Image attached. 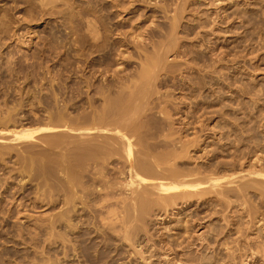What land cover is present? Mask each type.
I'll use <instances>...</instances> for the list:
<instances>
[{
  "label": "rangeland",
  "instance_id": "obj_1",
  "mask_svg": "<svg viewBox=\"0 0 264 264\" xmlns=\"http://www.w3.org/2000/svg\"><path fill=\"white\" fill-rule=\"evenodd\" d=\"M41 1L0 0L2 9H0V12L4 11V13H0L1 16L3 17L2 14L5 15L9 12L10 15L8 14L7 16L11 17L7 21L6 16L3 17L5 20L0 17V22H3L2 25H4V21H6L7 25L11 23V19L13 21L11 25L9 24L10 26L7 25L9 27L8 32V27L6 28L7 33L4 28L6 25L2 27L0 23V30L3 28L1 31L4 30L3 32H5H0V145L3 143L5 145V142L8 145L11 142L17 151L19 149L22 152H18V154L20 153L18 156L16 154L17 151L9 144L6 147L12 146L9 148L10 151L8 149V152L6 149L5 155L0 153V220L2 219L0 221V264H33V260L39 263L41 260L43 262L44 258L47 261L52 260L50 261L51 264H55V262H57L56 264H264V194L260 192V186L259 184L257 186V183L253 182L256 187L251 184V187L245 191H242L238 185L241 180L243 181L240 178L242 174L248 175H245L244 180L253 179L254 176L252 175L261 172V168H264V0H58L57 2L53 0L56 3L52 6L48 5L49 3L50 5L52 4V0L49 3L48 0H45L46 2L44 1V3H47L45 8L44 3L43 7L39 5L42 4ZM57 4L58 6H55ZM181 5L183 6L181 7ZM5 8L7 9L5 10ZM43 9L44 12L42 13L41 10ZM45 9L51 14L49 12L46 13ZM57 9L60 11L56 12L58 11ZM55 13L58 14L55 15ZM61 13H64V15L62 16ZM67 15L69 17H66ZM175 16L180 23L175 21L176 19L174 20ZM85 22L87 25H85ZM89 22L92 24L90 25ZM169 29L171 32L174 31L173 35L172 33L169 34ZM167 35L169 36L167 37ZM93 43L94 45L106 44V46L110 43L107 46V50L112 51L114 49L112 58L115 55L116 57L112 59L111 63L105 61L104 65L107 66L108 64L111 68L114 67L112 68L114 70L117 67V71L122 76L124 74L125 76L126 74L129 75V73L131 74L136 69H139L141 63L145 60L144 55H153L156 46L159 47L161 45L158 52L162 53V51L164 52L163 49H165V53L162 54L164 59L167 60L165 61L166 66L170 71L168 69L160 71L159 79L162 76H166V79L163 80L162 84H159L160 86L157 85L155 89L159 88L158 91L162 93V99H175L176 101H174L177 104H175L174 108L178 105V110L175 108L176 113L174 109L167 108L170 112H174L172 117H170L172 119H167L168 123H170V120H175L174 117L176 118L173 125L177 129L175 130V135L173 134L170 138L175 137V140L177 138L179 140H185V138L187 140L198 139L193 142V145L191 144L192 146L188 147L190 150L187 149V157V151L184 152V160L182 158L180 159L181 161L176 159L178 160L176 161L177 164L181 166V163L185 161L186 167L198 168L201 166V169L205 168L204 165H209V167L213 166V168L216 167L218 170L220 168L219 173H217L218 176H221V173L224 175L228 173L239 177L235 183L229 184V189L227 187L228 184H223L225 187L223 185L220 187L221 189L226 188L229 192L226 189L223 191V189L222 194L211 192V194L207 193L209 196L207 194L206 196L195 195L194 197L192 196L193 198L190 197L192 202L187 203L183 200H178L181 202L173 203L174 206L172 208L170 206L167 207V211L160 205H154L152 207L153 210H151L152 213L148 214L150 217L147 215L146 219L148 221L144 220L147 223L146 227H143L144 222L143 224H141L142 222L139 223L140 220L139 222L136 221L137 223L135 222L136 224L139 223L137 228L141 224L143 229L140 227L138 232L133 228L134 231L132 230L131 232V238L132 240L134 239L133 245L131 239H126L127 241L124 239L125 233L124 227L122 226L121 228V218H118L120 221L116 219L121 224H117V221L112 220V218L110 221L108 219L109 217H114L113 219L122 217L121 214L124 212L120 210H122L121 206L124 203H118L129 192L122 190L124 194L119 191L120 193L118 192L115 195L117 197V199L115 198L116 200L112 199L114 196L108 197L112 199L111 201L109 200V204L119 201L116 202L117 207L116 204L115 206L111 205L112 207L114 206V208H111L115 212V216H113L114 212H111V208L109 210L105 206L108 202H103L102 204L109 211L107 208L103 209L101 207L102 204L99 203V200L100 202L102 201L99 198L100 196L97 197L98 199L95 198L97 201L91 199V197L95 196V194H92L89 198L90 200L88 199V205L93 208H90V206L87 208L91 210H82V204L78 202L75 206L76 212L71 210V214L68 213L69 219L67 217V220L74 223L71 224L69 221H64L63 219L65 218L62 216L64 223L60 221L62 223V226H60L58 221L56 224L59 225L57 226L55 222L53 223L54 217L58 213V216H60L61 210V212L63 210L65 212L64 208H66L67 204L63 202V199L67 192H63L70 188V184L66 183V181L64 183L61 176L63 173L58 171V169L56 171L61 174L57 173L59 177L58 175L56 176L55 170H52L54 173H51V168L48 169L50 172L47 170L46 177H39V174L43 176L40 172L42 168L39 166L41 170L40 168V171L37 169L39 162L33 161L37 166L36 168L30 159L28 161L31 163L27 162L28 158L24 160L26 166L22 159H25L24 157L30 154L26 149L27 146L30 152L32 149L35 150H33L34 152L32 151L34 153H31L32 156L43 157V161L40 158L42 164L45 163L43 165H47L46 163L48 162L49 167H52V164H54L52 160L59 158L61 155L58 150L59 147L58 149L55 147V149L52 148L50 150H48V147L42 148L46 144V141L45 143L42 141L44 140L43 136H45L42 134H38L35 137L38 142L37 139H33L32 143L31 140H29L30 142L27 140V142L25 141L27 143L25 146L22 141V145H19L21 143L18 142V144L15 143L20 147L14 145L12 138H10L11 133L9 131L19 132L27 129L29 132L34 129L37 130V127L41 128V125L43 127L45 125L44 122L48 121L49 117L53 116L52 114H55L53 111L57 108L59 101L62 104H59L58 107H61V105L65 106V114L67 116L68 114L72 117L75 114L79 116V114L83 113L81 112L83 106L80 105V102L84 100L90 91L84 88L85 82L83 79L89 75V69H87L89 67H86V64L88 59L93 56L96 57L101 52L97 50ZM167 44L173 50L171 47L166 46ZM171 70L175 71L172 72ZM107 77L110 80L112 78L111 75ZM81 79L83 81V83L81 82L82 84L79 82ZM97 81L100 82L99 79ZM97 81H95V85ZM76 87L81 88H77V91H74ZM82 89L87 94L83 93ZM79 90L80 95L77 94ZM74 94H77V99L79 98L77 100L78 103L76 102L77 104L74 100L72 101V98L75 99ZM58 96L59 98H56ZM81 96L84 98L81 99ZM85 100L82 105L86 107ZM66 101L68 102L66 103ZM72 102H74V107L76 106L75 109L71 106ZM78 105L81 106V110L78 109ZM85 107L83 108L85 109ZM203 108H207L206 111ZM67 109H69L68 114ZM76 109L81 113L79 111L77 113ZM8 111L11 115L8 114ZM48 114L51 116L48 117ZM177 117L181 124L178 122ZM188 120L190 123H188ZM182 123L184 124L182 125ZM180 125L183 128L185 125L187 128L183 129ZM177 130L178 132H176ZM49 135L47 136L49 137ZM40 142L41 146L39 145ZM28 143L32 145H28ZM46 145L48 146V144ZM30 146L32 147L30 148ZM22 148H25V152ZM44 149L48 153H44L46 157L41 154L45 151ZM36 150L40 151V156L37 155ZM51 150L55 153H60V155H52ZM26 151H28V154L24 155ZM190 151L191 153H189ZM21 154L24 155L22 158L20 157ZM49 155L51 156L49 157ZM34 157H30L31 160H36ZM44 159L46 161L48 159L52 163H49V161L44 162ZM20 162L27 167L26 172L25 168L24 172L22 171L23 166H20L22 164ZM31 164H33V168ZM185 164L182 166L185 167ZM35 172L38 176H36ZM50 175H53L52 177L54 178H51ZM256 176L254 179L258 181L260 176L258 174ZM57 177L61 181L63 180L64 184L62 183V186L61 184L58 185L61 181L56 179ZM45 179L48 181H45ZM259 179L264 182V178L260 177ZM57 181L60 182L57 184ZM51 183H56L55 187ZM50 184L51 186H49ZM65 184L66 188L63 187ZM67 184L69 188H67ZM231 187H233L232 190ZM63 195H65L64 198ZM120 195L122 198H118ZM57 196L60 198H57ZM95 201H97L95 204H101V206H95L93 204ZM68 206L66 209L69 208ZM95 207L102 209L98 210ZM100 210H104V214ZM106 210L110 213H107ZM85 211L90 215H87ZM116 211L121 214L116 213ZM106 213H112L111 216L109 215L106 218L108 222L106 219L102 220L103 217H106L104 216L107 215ZM80 215L84 221H88L87 224L83 222V219L79 223L81 220ZM94 220L98 221V224L97 222L92 224ZM111 220L112 222L114 221L113 225ZM49 221L56 228L51 226L52 223ZM89 222L91 224H88ZM110 222L111 224L108 225ZM84 223L87 225H85L86 229L84 228ZM65 224H68L69 227L65 226ZM78 224L81 225H79L81 228L75 226ZM70 226L75 230L70 229ZM68 229L72 230L71 234ZM90 229L92 230L91 232ZM56 231L60 233L62 239L59 236V238H56L57 235H53L58 233ZM86 231L90 233L87 234ZM51 232L52 235H50ZM134 232L136 233L134 234ZM22 234L24 235L22 236ZM36 236L39 238L37 239V241L39 240L38 242L32 239ZM132 236L135 237L133 238ZM65 237L67 238L63 240ZM58 240L63 241L60 242ZM67 241L71 243L67 244ZM72 241L76 242L73 243ZM36 243L37 245H35ZM81 251L84 253L81 254ZM38 252L41 254H38ZM44 252L49 254L47 255ZM88 252L89 257H86ZM63 254L66 255L64 256ZM48 256H50L49 259H47ZM46 260H44V264H47ZM42 262L40 264H43Z\"/></svg>",
  "mask_w": 264,
  "mask_h": 264
},
{
  "label": "bare ground",
  "instance_id": "obj_2",
  "mask_svg": "<svg viewBox=\"0 0 264 264\" xmlns=\"http://www.w3.org/2000/svg\"><path fill=\"white\" fill-rule=\"evenodd\" d=\"M27 1V0H26ZM29 1V0H28ZM41 0H39L40 2ZM43 1V2H42ZM41 3L42 4H39L41 5V7H43V3L45 0H42ZM54 1H58V0H54ZM52 0V4L50 5L49 2H51V0H48V5L49 6H52L54 2ZM68 1V0H67ZM70 1V0H69ZM125 1V0H124ZM46 2V1H45ZM62 2V1H61ZM72 2V1H71ZM118 2V1H117ZM131 2V1H130ZM129 2V3H130ZM184 2V1H183ZM4 3V2H3ZM64 3V2H63ZM45 4V3H44ZM68 4V3H66ZM73 4V3H72ZM183 4V3H182ZM185 4V3H184ZM16 5V4H15ZM47 3L45 4L44 8L46 7ZM70 5V3H69ZM68 5V6H69ZM180 5V4H179ZM55 6H58L55 5ZM67 6V7H68ZM183 5H181L182 7ZM13 7V6H12ZM40 7V6H39ZM54 7V6H53ZM61 7H63L61 5ZM65 7V6H64ZM165 7V5H164ZM3 8V7H2ZM8 8V7H7ZM5 8V10L7 9ZM50 8V7H49ZM180 8V7H178ZM1 9V7H0ZM14 9V8H13ZM42 9V8H41ZM47 9V8H46ZM45 9V11H46ZM52 9V8H51ZM59 9V8H58ZM57 9V10H58ZM61 9V8H60ZM64 9V8H63ZM2 10V9H1ZM9 10V9H8ZM11 10V9H10ZM52 10H56V9H52ZM66 10V8H65ZM74 10V9H73ZM42 13L44 12V9L41 10ZM60 10L56 11V12H59ZM68 11V9H67ZM70 11V10H69ZM180 11V10H179ZM2 12V11H1ZM0 12V13H1ZM7 12V11H5ZM11 12V11H10ZM49 12V11H48ZM46 11V13H48ZM64 12V11H62ZM66 12V11H65ZM4 13V11L2 12ZM40 13V12H39ZM50 13V12H49ZM181 13V12H179ZM8 14L10 15V13L8 12ZM8 14H2L3 17L7 18L6 21L9 18V16H7ZM51 14V13H50ZM58 14V13H55V15ZM60 14V13H59ZM62 16L64 15V13H61ZM27 15V14H26ZM31 15V14H30ZM43 15V14H42ZM66 15V14H65ZM34 16V15H33ZM32 16V17H33ZM41 16V15H40ZM74 16V15H73ZM177 16V14H176ZM174 17V20L175 21H179L177 19V17ZM180 16V15H179ZM0 17L1 14H0ZM5 20V18H3ZM30 17V16H29ZM66 17H69L68 15ZM40 18V17H39ZM63 18V17H61ZM73 18V17H72ZM24 19H25V16H24ZM31 19V18H30ZM37 19V18H35ZM34 19V20H35ZM87 19V18H86ZM173 19V18H172ZM181 19V18H180ZM3 20V21H4ZM66 20V19H65ZM92 20V19H91ZM1 21V19H0ZM6 21H4V25H6ZM11 23L13 22L12 19L10 20ZM33 21V20H31ZM9 22V21H8ZM35 22V21H34ZM73 22V21H72ZM88 22V21H87ZM1 25L3 24V22H0ZM11 23H9L11 25ZM173 23V22H172ZM171 23V24H172ZM180 23V21H179ZM7 24V25H9ZM90 24V22H89ZM92 24V23H91ZM90 24V25H91ZM2 25V27L4 26ZM6 25L5 28V32H6V28L8 27ZM9 25V26H10ZM71 25V23H70ZM85 25H87V23L85 22ZM89 25V27H90ZM166 25V24H164ZM174 25V24H173ZM179 25V24H178ZM13 26V25H12ZM77 26V25H76ZM170 26V25H169ZM172 26V25H171ZM71 27V26H70ZM74 27V26H73ZM168 27V26H167ZM173 27H176V26H173ZM1 28V26H0ZM75 28V27H74ZM94 28V26H93ZM3 29V28H2ZM1 29V30H2ZM8 29L9 27L7 28V32H8ZM92 29V28H91ZM90 29V30H91ZM96 29V28H95ZM161 29V28H160ZM167 29V28H166ZM173 29V28H171ZM175 29V28H174ZM192 29V28H191ZM0 32L2 33L3 31ZM11 30V29H10ZM9 30V31H10ZM162 30V29H161ZM170 30V29H169ZM164 31V30H163ZM162 31V32H163ZM167 31V30H166ZM173 31V30H172ZM3 32V33H5ZM6 32V33H7ZM13 32V31H12ZM71 32H72V29H71ZM76 32V31H75ZM154 32V31H153ZM165 32V31H164ZM168 32V31H167ZM174 32V31H173ZM173 32H171L170 30V33H172L173 35ZM73 33V32H72ZM148 33V32H147ZM158 33V32H157ZM156 33V34H157ZM176 33V31H175ZM74 34V33H73ZM153 34V33H151ZM150 34V35H151ZM163 34V33H162ZM165 34V33H164ZM9 35V33H8ZM141 35V34H139ZM171 35V36H172ZM153 36V35H152ZM169 35H167L168 37ZM177 36V34H176ZM77 37V36H76ZM161 37V36H160ZM165 37V35H164ZM110 38V37H109ZM141 38V37H140ZM151 38V37H150ZM173 38V36H172ZM176 39V37H174ZM1 39V38H0ZM73 39V38H72ZM107 39V38H106ZM139 39V38H138ZM159 39V38H158ZM161 39V38H160ZM164 39V38H163ZM167 39V38H166ZM4 40V39H3ZM141 40V39H140ZM157 40V39H156ZM162 40V39H161ZM77 41V40H76ZM81 41V40H80ZM84 41V40H83ZM108 41V40H107ZM154 41V40H153ZM164 41V40H163ZM162 41V42H163ZM78 42V41H77ZM87 42V41H86ZM93 42V41H92ZM114 42V41H113ZM135 42V41H134ZM158 42V40H157ZM167 42V41H166ZM174 42V41H173ZM4 43V42H3ZM80 43V42H79ZM78 43V44H79ZM82 43V41H81ZM136 43V42H135ZM141 43V42H140ZM139 43V44H140ZM176 43V42H175ZM54 44V43H53ZM75 44V43H74ZM77 44V43H76ZM110 44V43H108ZM107 44V46H108ZM154 44V42H153ZM152 44V45H153ZM163 44V43H162ZM171 44V43H170ZM94 45V43H93ZM136 45V44H135ZM146 45V44H144ZM157 45V44H156ZM160 45V44H159ZM169 44H167L166 46H168ZM178 45V44H176ZM76 46V45H75ZM90 46V45H89ZM96 46L97 50L101 51L100 54H97V56H93L91 57L90 59H88L87 61V64H86V67H89L87 69L88 72H89V75L86 76V78L83 79V81L85 82V90L86 89H89V93L87 94L86 92H84L85 90H83V93H86L87 96L85 97H82L81 99L84 98L85 100V105H82V102L81 101L80 105L85 107V109L82 107V111L83 113H81L79 110H77V113H81V115L79 114V116H77V114H75V116L73 115L72 116H69L68 114V110L67 109V114L68 116L65 114V106H62L61 107H58L59 104H62V102L59 101V99H57L59 101V104L57 105V103L54 101V103L57 105V108L55 109V111H53L55 114H52L53 116L52 117H49L51 116L50 114H48V117H49V120L44 122V126L42 127L41 125V128L37 127V130L34 129L32 131H27V129H23L22 131H19V132H11V137L12 138V141H13V144L16 145L18 143H21V141L23 142L24 146L25 144L27 145V143H25V141L27 142V140H31V143L33 141V139H37L35 138L38 134H42V135H45L43 136L44 137V140H41L46 141V144H48V146L45 144V146L42 148H45V147H48V150L54 148L55 147L58 149L59 147V152L61 153H58V152H52V155L55 154L57 156V154L60 155V157L56 158L55 160L53 159L52 162L54 161V164H52L51 166L52 167H49L50 165L48 164L47 161H49L47 159H44L45 161L44 162H47L46 164L47 165H43L45 163L42 164V161H43V157H40L42 158V161H40V158L38 157H34V155L32 156V154H34L33 152L35 151L34 149L31 150L30 152V149L27 148L26 146V149L29 151V155H26L28 154V151H26V153L24 155H26L24 158L25 159H22L20 160L24 155L21 154V158L18 157V159L20 161H22L24 164L26 163L24 160L27 159V162L31 163V162H36L38 163V168L36 166V164L33 162L34 167H36L38 170L40 168V172L42 173L41 175L43 176H40L39 174V177H46V173L48 169L51 168V173H54L52 172V170H57L62 172L63 175H61L58 171H56V176L58 175L59 177V174L63 177V180H64V183L66 181V183L70 184V188L68 187V184H67V188H69L68 190H64L65 192L63 193H66V196L63 195V198L65 196V198L63 199V202H65L67 205H69L68 209L67 208V205H66V208L65 209V212L63 210V212L60 211V216L59 213L57 215H55L54 217V221L53 223L55 222V225H57L56 223H60V221H69L70 220H67V217L69 219V214L71 212V210H73V212L76 210L75 209V206L77 205L78 202H80L82 204V210H86L89 206L90 208H93L91 207V205H88V201L90 200V196L92 194H95L94 197H91V199H95L97 197L101 198V202L99 200V203H105V202H108L107 206L110 210V208L112 207L111 205H114L116 204V207H117V203L116 202H119V201H116L115 203L113 204H109V200L111 201L113 198V200H116L117 197H115V195L118 194L119 191H122V190H126L127 192L129 193H126V196H118V198H122L120 200V202L118 204H123V206H121V209L120 211H123L124 213L121 214L119 211L116 213H120L122 215V217H117L115 219H113L114 217H109V215L111 216V214H107V213H110L108 212V208L106 210V214L108 215H104L106 217H103V219H106L107 217H109V221L110 219L112 218V220H116L118 219L122 225H121V228L122 226L124 227L123 230H124V239L125 241H127L126 239H131V232L133 230V228H135V230H137L139 232V229L141 227V224H143L144 222V225L143 227H146L145 225L147 224L144 220H147L146 218L152 213L151 210L152 207L155 205H160L161 207H163V209L165 208V211H167V207L170 206V208H172L173 203H177L178 200H183L185 201L186 203L187 202H192V198L196 195V196H203L207 193H210L211 192H217V193H223L222 190L224 188H220L222 187L223 184H228L227 187L229 186V184H233L236 182V179L239 178L237 175H233V174H228L227 171H225L227 173V175H224L223 173H221L222 175L221 176H218L217 173H219L220 171V168L219 170L215 167L213 168V166L209 167V165L205 166V168L201 169V166H199L198 168L197 167H186V162H182L181 164L184 165L185 164V167L184 166H180L179 164H177L176 159H183V156H184V152L187 151V149H189L188 147L189 146H192L193 145V142L195 140H198L196 138H193L192 140H187L185 138V140H179V138H177L175 140V137H172L170 138L171 136H173V134L175 135V130L177 128L174 127V121L176 120V118L174 117L175 120H170V123H168V120L170 117H172V112H170V110L167 108L170 107V109H174L175 111V108L177 109L178 105L174 108L175 104H177V102L175 103L174 100H172L171 98L170 99H162V93L158 91V89H155V87H157V85L159 84H162L166 78V76H162L160 79H159V76H160V71L162 70H166L168 69L167 66H166V62L167 60L164 59L163 57V54L162 53H165V49H162L164 50V52L162 51L161 52H158L159 49H160V46L155 48V53L152 55V56H148V55H144L145 56V60L141 63V66L139 69H136V71H134L133 73H129V75L125 74L122 76L119 74V71H117V67L116 69H112L114 67H110V65L105 64V61L107 63H111L112 59V51H114V49L112 51H110L109 49L107 50V46L106 44H97V45H94ZM110 46V45H109ZM113 46V45H112ZM143 46V45H142ZM148 46V45H147ZM175 46V45H174ZM88 47V46H87ZM106 47V49H105ZM136 47V46H135ZM134 47V48H135ZM154 47V46H153ZM168 47H171V46H168ZM176 47V46H175ZM73 48V47H72ZM75 48V47H74ZM89 48V47H88ZM108 48H112V47H108ZM138 48V47H137ZM141 48V47H140ZM147 49V48H146ZM152 49V48H151ZM172 49V47H171ZM70 50V49H69ZM76 50V49H75ZM86 50V49H85ZM141 50V49H140ZM173 50V49H172ZM171 50V51H172ZM138 51V50H137ZM170 51V50H169ZM185 51V50H184ZM144 53V51H142ZM167 52V51H166ZM196 52V51H195ZM59 53V52H58ZM77 53V52H76ZM117 53V52H116ZM81 54V53H80ZM96 54V53H95ZM198 54V53H197ZM165 55V54H164ZM167 55V54H166ZM188 55V54H187ZM80 56V55H79ZM81 57V56H80ZM186 57V56H185ZM86 59V60H87ZM85 60V61H86ZM120 62V61H119ZM141 62V61H140ZM189 62V61H188ZM187 62V63H188ZM175 64V63H174ZM190 64V63H189ZM187 64V65H189ZM170 65V64H169ZM193 65V64H191ZM195 65V64H194ZM179 66V65H178ZM198 66V65H197ZM202 66V65H201ZM213 66V65H212ZM73 67V66H72ZM85 67V65H84ZM171 67V66H170ZM190 67V66H189ZM172 68V67H171ZM170 68V69H171ZM78 69V68H77ZM86 69V68H85ZM132 69V68H131ZM174 69V68H173ZM195 69V68H194ZM128 70V69H127ZM177 70V69H176ZM85 71V70H84ZM168 71H170L168 69ZM172 72L175 71V70H171ZM128 72V71H127ZM87 73V72H85ZM84 73V74H85ZM124 73V72H123ZM177 73V72H176ZM82 74V73H81ZM83 74V75H84ZM88 74V73H87ZM172 74V73H171ZM170 74V76H171ZM110 76L111 75V80L108 79L107 76ZM186 75V74H185ZM80 76V74H79ZM85 76V75H84ZM46 77V76H45ZM83 77V76H82ZM173 77V76H172ZM81 78V77H80ZM168 78V77H167ZM99 79L100 82H98L97 80ZM135 79V80H134ZM55 80V79H54ZM79 80V79H78ZM82 79L79 81L80 83L82 82ZM95 81H97L96 85H95ZM77 82V83H79ZM183 82V81H182ZM81 83V84H82ZM99 83V84H98ZM80 85V84H79ZM78 85V86H79ZM80 86H83V85H80ZM160 86V85H159ZM23 87V86H22ZM170 87V86H169ZM77 88L76 87L74 91H77ZM81 87H79L78 89H80ZM74 89V88H72ZM71 89V90H72ZM62 90V89H61ZM66 90V89H65ZM22 91V90H21ZM41 91V90H40ZM73 91V90H72ZM162 91V90H161ZM62 92V91H61ZM60 92V93H61ZM64 92V91H63ZM82 92V91H81ZM91 92H93V94H91ZM75 93V92H74ZM80 93V90L77 94ZM77 94L75 95V99L72 98V101L74 100V102L76 103L77 100ZM82 94V93H81ZM56 95V93H55ZM59 95V94H58ZM80 95V94H79ZM84 95V94H83ZM166 95V94H165ZM168 95V94H167ZM37 96V95H36ZM71 96V95H70ZM85 96V95H84ZM55 97V96H54ZM79 97V96H78ZM56 98H59L56 97ZM167 98V97H166ZM2 99V98H1ZM70 99V98H69ZM80 99V100H81ZM39 100V99H38ZM66 100V99H65ZM68 101H66L67 103ZM70 102V101H69ZM74 102H72V105L74 107ZM183 102V101H181ZM78 103V102H77ZM76 103V104H77ZM40 105V104H39ZM64 105V104H63ZM68 105V104H67ZM70 105V104H69ZM55 105L53 104V107ZM71 106H68V107H71ZM79 106V105H78ZM78 107V109H80V107ZM50 107V106H49ZM72 107V108H73ZM76 107V106H75ZM74 107V109H75ZM194 107V106H193ZM55 108V107H54ZM51 109L53 110V108L51 107ZM71 109V108H70ZM84 109V110H83ZM199 109V108H198ZM205 109V108H203ZM207 109V108H206ZM205 109V111H206ZM15 110V109H14ZM75 110V111H76ZM81 110V109H80ZM178 110V109H177ZM182 110V109H181ZM79 111V112H78ZM173 111V110H171ZM13 112V111H12ZM49 112V110H48ZM47 112V113H48ZM50 113V112H49ZM176 113V111H175ZM196 113V112H195ZM8 114H10V112L8 111ZM7 114V115H8ZM13 114V113H12ZM197 114V113H196ZM5 115V114H4ZM11 115V114H10ZM71 115V114H70ZM193 115V114H192ZM204 116V115H203ZM1 117V116H0ZM10 117V116H8ZM192 117V116H191ZM196 117V116H195ZM19 118V117H18ZM10 119V118H9ZM12 119V117H11ZM168 119V120H167ZM172 119V118H170ZM178 119V122L180 123L179 121V118L177 117ZM16 120V119H15ZM19 120V119H18ZM38 120V119H37ZM181 120V119H180ZM197 120V119H196ZM203 120V119H202ZM3 122V120H1ZM12 121V120H10ZM43 121V120H42ZM182 121V120H181ZM189 121V120H188ZM187 121V122H188ZM9 123V121H7ZM173 122V123H171ZM185 122V121H183ZM186 122V123H187ZM194 122V121H193ZM200 122V120H199ZM202 122V121H201ZM6 123V121H5ZM14 123V122H13ZM190 123V121L188 122ZM181 124V123H180ZM184 123H182L183 125ZM180 125V126H182ZM195 125V124H194ZM199 125V124H198ZM177 126V125H176ZM23 127V126H22ZM201 127V126H200ZM39 128V129H38ZM181 128V127H180ZM183 128V126H182ZM187 127H185L184 125V128L185 129ZM204 128V127H203ZM208 128V127H207ZM16 129V128H15ZM182 129V131H183ZM197 129V127H196ZM206 129V128H205ZM9 130V129H8ZM27 132H26V131ZM181 130V129H179ZM194 131V130H193ZM201 131V129H200ZM209 131V130H208ZM8 132V133H9ZM31 132V133H30ZM178 132V130L176 131ZM196 132V131H195ZM203 132V131H202ZM49 137L47 136L48 134ZM180 134H182L180 132ZM10 135V134H9ZM179 135V134H177ZM176 135V136H177ZM183 135V134H182ZM40 136V135H39ZM38 136V138H39ZM197 136V135H196ZM9 137V136H8ZM195 137V136H194ZM1 138V137H0ZM9 138V139H10ZM46 138H48L46 140ZM181 138V136H180ZM198 138V137H197ZM184 139V138H183ZM152 140V141H151ZM1 141V140H0ZM4 141V140H3ZM10 141V140H9ZM8 141V142H9ZM177 141V142H176ZM200 141V140H199ZM197 141V142H199ZM18 142V143H17ZM30 142V141H29ZM37 142H38V139H37ZM196 142V141H195ZM233 142V141H232ZM3 143V142H2ZM16 143V144H15ZM1 144V142H0ZM10 145L11 142H9ZM8 144V145H9ZM36 144V143H35ZM38 144V143H37ZM192 144V145H191ZM198 144V143H197ZM7 145V142H5V145L4 143L1 146V151L0 153L5 155V151L7 149L12 147V146H9V147H6L8 146ZM19 145H22L19 144ZM17 146V147H20V146ZM28 145H32L30 143H28ZM41 146V142L39 144ZM44 145V144H42ZM52 145V146H51ZM194 145H196L194 143ZM4 146V148H3ZM15 146V147H16ZM22 146V147H24ZM50 146V148H49ZM54 146V147H53ZM223 146V145H222ZM225 146V145H224ZM32 146H30L31 148ZM3 148V149H2ZM14 148V146H13ZM12 148V149H13ZM223 148V147H221ZM5 149V150H4ZM23 151L25 150V148H22ZM20 149V150H22ZM56 149V150H57ZM215 149V148H214ZM225 149V148H224ZM15 151L16 148H14ZM34 150V151H33ZM45 151H43L41 154H44L46 152L47 153V150L44 149ZM57 150V151H58ZM190 150V149H189ZM6 151V152H7ZM10 151V149H9ZM8 151V152H9ZM13 151V150H12ZM33 151V152H32ZM192 151V150H191ZM191 151L189 153H191ZM214 151V150H213ZM18 152L22 153L21 151H17V155L19 156ZM25 152V151H24ZM36 152L38 153L37 155H39V152L40 151H37ZM35 152V154H36ZM50 152V151H49ZM216 152V151H215ZM32 153V154H31ZM187 155L186 157L188 156V151L186 152ZM219 153V152H218ZM12 154V153H11ZM46 154H44L46 157ZM51 154V153H50ZM8 155V154H7ZM16 155V156H17ZM27 156H30L31 158L34 157L36 158V160H31L30 157H27ZM51 155H49L50 157ZM190 156V155H189ZM2 157V156H1ZM218 157V156H216ZM191 158V157H190ZM195 158V157H194ZM235 158V157H234ZM30 159V161H28ZM39 159V160H38ZM52 159V157H51ZM17 160V159H16ZM38 160V161H37ZM192 160H193V157H192ZM235 160V159H234ZM181 161V160H180ZM179 161V162H180ZM236 161V160H235ZM8 162V161H7ZM20 162V163H22ZM49 161V163H52ZM219 162V161H217ZM23 163L20 164V166H23ZM28 163V164H29ZM42 165H41V164ZM184 163V164H183ZM188 163V162H187ZM27 164V166H28ZM33 164L32 165V168H33ZM220 164V163H219ZM236 164V163H235ZM16 165V164H14ZM31 165H29V167H31ZM217 165V164H216ZM215 165V166H216ZM17 166V165H16ZM18 166V167H20ZM26 166V164H25ZM23 166L22 168V171L24 170L25 168V172L27 170V167ZM40 166V167H39ZM219 166V165H218ZM217 166V167H218ZM49 167V168H48ZM203 167V166H202ZM232 167V166H231ZM21 168V167H20ZM35 168V170H36ZM227 168V167H226ZM15 170V168H14ZM37 170V172H38ZM19 171V170H18ZM21 171V170H20ZM49 171V170H48ZM257 171V170H256ZM12 173V171H10ZM24 172V171H23ZM38 172V173H40ZM50 172V171H49ZM251 172V171H250ZM255 172V171H253ZM15 173V172H14ZM20 173V172H19ZM22 173V172H21ZM59 173V174H57ZM256 173V172H255ZM3 174V173H2ZM28 174V173H27ZM34 174V173H33ZM36 174V172H35ZM34 174V175H35ZM248 174V173H247ZM254 174V173H253ZM259 175L261 178H264V168H261V172H257L256 174L252 175L255 176L256 175ZM5 175V174H4ZM11 175V174H10ZM20 175V174H19ZM30 175V174H29ZM33 175V176H34ZM220 175V174H219ZM246 175V174H245ZM245 175L242 174L240 178L243 179V181L241 180V183H238L239 185V188L242 190V191H245L247 190L249 187H251V184H253V182L258 186L259 184V189L260 192L262 194H264V182L261 181L259 178H258V181L257 179H248V180H244L245 178ZM251 175V174H250ZM249 175V176H250ZM9 177V175H7ZM24 176V175H23ZM31 176V175H30ZM32 176V177H33ZM36 176H38L36 174ZM53 176V175H52ZM50 175L51 178H54ZM60 176V178H61ZM248 176V175H246ZM58 177L56 179H58ZM48 178V176H47ZM59 178V179H60ZM252 178V177H251ZM257 178V176H256ZM29 179V177H28ZM37 179V178H36ZM55 179V180H56ZM58 179V180H59ZM62 179V178H61ZM60 179V181H61ZM31 180V178L29 179ZM40 180V179H39ZM43 180V179H42ZM47 179H45L46 181ZM53 180V179H52ZM62 180V181H63ZM41 181V180H40ZM44 181V182H45ZM48 181V180H47ZM60 181H57V184L58 182ZM61 181V183H59L58 185L61 184V186L64 184L63 182ZM251 183H249V182ZM1 182V181H0ZM22 182V181H21ZM55 182V181H54ZM248 182V183H247ZM5 183V182H4ZM63 183V184H62ZM6 184V183H5ZM53 186L56 184H53L51 183ZM51 184L49 186H51ZM255 184H253L254 187ZM39 185V183H38ZM57 185V186H58ZM56 186V187H57ZM60 186V187H61ZM66 184L63 186L65 187ZM224 186V185H223ZM10 187V186H9ZM21 187V186H20ZM42 187V186H41ZM55 187V186H54ZM53 187V188H54ZM59 187V186H58ZM100 187V188H99ZM225 187V186H224ZM236 187V186H235ZM44 188V187H43ZM42 188V189H43ZM46 188V187H45ZM66 188V187H65ZM64 188V189H65ZM233 187H231V190H232ZM237 188V187H236ZM253 188V187H252ZM18 189V188H17ZM52 189V188H51ZM60 189V188H59ZM221 189V190H220ZM226 189V188H225ZM225 189L223 191H225ZM229 189V187H228ZM239 189V190H240ZM54 190V189H53ZM56 190V189H55ZM62 190V189H61ZM227 190V189H226ZM42 191V190H40ZM229 192V190H227ZM123 192V191H122ZM121 192V194H122ZM48 193V192H47ZM51 193V192H50ZM54 193V192H53ZM62 193V192H61ZM120 193V192H119ZM124 193V192H123ZM45 194V193H43ZM125 194V193H124ZM242 194V193H241ZM244 194V193H243ZM54 195V194H53ZM58 195V194H57ZM208 195V194H207ZM226 195V194H225ZM231 195V194H230ZM45 196V195H44ZM114 196V197H112ZM193 196V197H192ZM209 196V195H208ZM262 196V195H261ZM264 196V195H263ZM262 196V197H263ZM59 196H57L58 198ZM108 197H112L111 198H108ZM190 197H192L190 199ZM224 197V195H223ZM53 198V197H52ZM56 198V197H55ZM60 198V197H59ZM116 198V199H115ZM196 198V197H195ZM204 198V197H203ZM222 198V197H221ZM89 199V200H88ZM98 199V198H97ZM95 199V200H97ZM199 199V198H198ZM201 199V197H200ZM53 200V199H52ZM66 200V201H64ZM119 200V199H118ZM220 200V199H219ZM264 200V199H263ZM98 201V200H97ZM97 201H95L93 204L97 203ZM181 202V201H178V203ZM262 202V201H261ZM91 203V204H92ZM112 203V202H111ZM259 203V202H258ZM263 203V202H262ZM101 204H95V206H101ZM261 204V203H260ZM93 206V205H92ZM114 206L112 208H114ZM80 207V206H79ZM103 209L105 207H103V204L101 206ZM120 207V205H119ZM9 208V207H8ZM97 208L98 210L99 209H102V208H99V207H95ZM94 208V209H95ZM105 208V209H106ZM111 208V212H114L112 211L113 209ZM155 208V207H154ZM174 208V207H173ZM118 209V208H116ZM67 210H69V212H67ZM87 210H91V209H87ZM93 210V209H92ZM98 210L95 209L96 212H98ZM104 210H100V212L103 213ZM18 212V211H17ZM76 212V211H75ZM79 212V211H77ZM83 212V211H82ZM87 213V211H85ZM84 212V213H85ZM90 212V211H88ZM94 212V211H93ZM99 212V213H100ZM21 213V212H20ZM80 213V212H79ZM102 213H100L102 215ZM11 214V213H10ZM63 214V215H61ZM67 216H65V215ZM71 214V213H70ZM73 214V213H72ZM75 214V213H74ZM89 213H87L88 215ZM96 215V213H94ZM104 214V213H103ZM119 214V215H120ZM149 214V215H148ZM78 215V214H77ZM82 215V214H81ZM81 215H80V218H81ZM85 215V214H83ZM86 215V216H87ZM90 215V214H89ZM99 215V214H98ZM117 215V214H116ZM148 215V216H147ZM7 216V215H6ZM62 216H64L62 220ZM74 216V215H72ZM76 216V214H75ZM79 216V215H78ZM115 216V212H114V215ZM16 217V216H15ZM18 217V216H17ZM93 217V216H92ZM150 217V216H149ZM72 218V217H71ZM77 219V218H75ZM79 219V218H78ZM83 217L81 218V220L79 221V223L82 221ZM96 219V218H95ZM108 219L107 222H108ZM2 220V219H1ZM0 220V221H1ZM52 220V219H51ZM73 220H74V217H73ZM93 220V219H92ZM111 220V222H112ZM117 221V224H121V223H118L119 221ZM140 220V222H139ZM142 220V221H141ZM63 221V223H64ZM105 221V220H104ZM138 221L140 224V227L137 228L138 224H136ZM148 221V220H147ZM44 222V221H43ZM51 222V221H49ZM66 222V223H67ZM83 222H85L87 224L88 221H84L83 219ZM95 222H97L98 224V221H92V224H96ZM106 222V221H105ZM106 222V223H107ZM111 222L108 224L110 225ZM136 222V223H135ZM52 223V222H51ZM50 223V224H51ZM52 223L51 226H54V224ZM71 224L74 223V222H70ZM78 223V222H77ZM84 223V228L86 229L85 227V224ZM100 223V222H99ZM114 221L112 222V225H113ZM199 223V222H198ZM46 224V223H45ZM62 223H60V226ZM70 224V225H71ZM76 224V222H75ZM88 224H91L90 222ZM2 225V224H1ZM42 225V223H41ZM59 225V224H58ZM57 225V226H58ZM80 224L78 225H75V226H78L77 228H79ZM111 225V226H112ZM64 226V225H63ZM65 226H68V224ZM72 226V225H71ZM70 226V229H74ZM74 226V227H75ZM87 226V225H86ZM93 226V225H91ZM103 226V225H102ZM110 226V227H111ZM120 226V225H119ZM55 227V226H54ZM52 227V228H54ZM69 227V226H68ZM89 227V225H88ZM143 227H141L143 229ZM56 228V227H55ZM60 228V227H59ZM81 228V227H80ZM97 228V227H95ZM100 228V227H99ZM104 228V227H103ZM113 228V226H112ZM116 228V226H115ZM18 229H19V226H18ZM27 229V227H26ZM37 230V228H35ZM51 229V228H50ZM70 229H68L69 233L72 231H70ZM106 229V228H105ZM54 230V229H53ZM59 230V229H58ZM67 230V229H66ZM75 230V229H74ZM81 230V229H80ZM84 230V229H83ZM88 230V228H87ZM99 230V229H97ZM111 231V229H109ZM116 230V229H114ZM260 230V228H259ZM7 231V230H6ZM23 231V230H22ZM26 231V230H25ZM33 231V230H32ZM39 231V230H38ZM50 231V230H49ZM55 231V230H54ZM79 231V230H78ZM77 231V232H78ZM92 230L90 229V232ZM107 231V229H106ZM105 231V232H106ZM134 231V230H133ZM18 232V230H17ZM58 232V231H56ZM76 232V233H77ZM84 232V231H82ZM81 232V234H82ZM87 232V231H86ZM90 232H87L90 233ZM97 232V231H96ZM22 233V232H20ZM29 233V232H28ZM35 233V232H34ZM33 233V234H34ZM36 233H38L36 231ZM49 233V232H48ZM64 233V232H62ZM85 233V232H84ZM111 233V232H110ZM136 232H134L135 234ZM261 233V232H260ZM10 234V232H9ZM44 234V233H43ZM59 234V235H58ZM71 234V233H70ZM69 234V235H70ZM122 234V235H123ZM15 235H17L15 233ZM14 235V237H15ZM20 235V234H19ZM24 234H22L23 236ZM50 235H52V232L50 233ZM53 235H57L56 238H59L60 237V233L58 232L57 234L54 233ZM66 235V233H65ZM68 235V234H67ZM76 235V234H75ZM112 235V234H111ZM121 235V236H122ZM262 235V234H261ZM260 235V236H261ZM21 236V235H20ZM34 236V235H32ZM31 236V237H32ZM59 236V237H58ZM62 236V235H61ZM78 236V235H77ZM108 236V234H107ZM106 236V237H107ZM137 236V235H136ZM38 236L32 238L34 240L37 241V238ZM40 237V236H39ZM49 237V236H47ZM45 237V238H47ZM63 237V236H62ZM69 237V236H68ZM133 237V236H132ZM135 237V236H134ZM133 237V238H134ZM19 238V237H18ZM21 238V237H20ZM36 238V239H35ZM43 238V237H42ZM52 238V237H51ZM61 238V237H60ZM67 237L63 238L66 239ZM24 239V238H23ZM31 239V240H32ZM48 239V238H47ZM62 239V238H61ZM72 239V238H71ZM79 239V238H78ZM123 239V238H122ZM123 239V240H124ZM21 240V239H19ZM30 240V241H31ZM54 240V239H53ZM61 240V241H63ZM73 240V239H72ZM75 240V239H74ZM35 241V242H36ZM39 241V240H38ZM37 241V242H38ZM41 241V240H40ZM43 241V239H42ZM41 241V242H42ZM46 241V240H45ZM50 241V240H49ZM48 241V242H49ZM60 241V240H58ZM60 241V242H61ZM66 241V240H65ZM71 241V240H70ZM137 241V240H136ZM25 242V241H24ZM52 242V241H50ZM68 242V241H67ZM73 242V241H72ZM76 242V241H74ZM73 242V243H74ZM78 242V241H77ZM85 242V241H84ZM133 242H134V239L131 241L132 245H133ZM65 243V242H64ZM63 243V244H64ZM71 242H68L67 244H69ZM138 243V242H137ZM40 244V243H39ZM43 244V243H42ZM41 244V245H42ZM45 244V243H44ZM55 244V242H54ZM66 244V245H67ZM80 244V243H79ZM27 245V244H26ZM37 245V243L35 244ZM50 245V244H49ZM72 245V244H71ZM76 245V244H75ZM55 246V245H54ZM70 246V245H69ZM84 246V245H83ZM36 247V246H35ZM45 247V246H44ZM65 247V246H64ZM73 247V246H72ZM18 248V247H17ZM20 248V247H19ZM68 248V247H67ZM71 248V247H70ZM75 248V247H74ZM78 248V247H77ZM83 248V247H82ZM35 249V248H34ZM76 249V248H75ZM91 249V248H90ZM94 249V248H93ZM96 249V248H95ZM37 250V249H36ZM43 250V249H42ZM59 250V249H58ZM64 250V249H63ZM62 250V251H63ZM66 251V250H65ZM68 251V250H67ZM84 251V250H83ZM139 251V250H138ZM42 252V251H41ZM47 252V251H46ZM51 252V251H50ZM59 252V251H58ZM75 252V250H74ZM254 252V251H253ZM45 253V252H44ZM54 253V251H53ZM69 253V252H68ZM78 253V252H77ZM84 253V252H83ZM82 251H81V254H83ZM95 253V252H94ZM38 254H41L38 252ZM47 254V253H45ZM44 254V255H45ZM49 254V253H48ZM47 254V255H48ZM254 254V253H253ZM43 255V254H42ZM58 255V253H57ZM60 255V253H59ZM64 255V254H63ZM66 255V254H65ZM64 255V256H65ZM68 255V254H67ZM72 255H75V254H72ZM79 255V254H78ZM86 256V254H84ZM54 256V254H53ZM106 256V255H105ZM27 257V256H26ZM38 257V256H37ZM45 257V256H43ZM41 257V258H43ZM86 257H89V252H88V256ZM101 257V256H100ZM99 257V258H100ZM36 258V256H35ZM50 256L47 257V259H49ZM69 258V257H68ZM105 258V257H104ZM39 259V258H38ZM54 259V258H52ZM56 259V258H55ZM54 259V260H55ZM60 259V258H59ZM64 259V258H63ZM71 259V258H69ZM89 259V258H87ZM95 259V258H94ZM103 259V258H102ZM101 259V260H102ZM37 260V258H36ZM41 260V259H39ZM44 260H46V258H44ZM43 260V262H44ZM12 261V260H11ZM47 261V260H46ZM52 261V260H50ZM50 261L48 260L46 263L48 264H51ZM62 261V260H61ZM85 261V260H84ZM42 262L39 261V263L37 261L34 262L33 260V264H40ZM42 262V263H43ZM55 262V261H53ZM97 262V261H96ZM5 263V262H4ZM57 262H55L56 264ZM21 264V263H20ZM29 264V263H27ZM44 264V263H43ZM54 264V263H53ZM80 264V263H79ZM90 264V263H89Z\"/></svg>",
  "mask_w": 264,
  "mask_h": 264
}]
</instances>
